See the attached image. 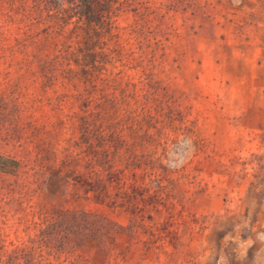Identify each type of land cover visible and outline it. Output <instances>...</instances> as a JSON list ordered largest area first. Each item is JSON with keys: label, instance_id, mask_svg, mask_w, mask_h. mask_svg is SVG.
I'll use <instances>...</instances> for the list:
<instances>
[{"label": "rangeland", "instance_id": "rangeland-1", "mask_svg": "<svg viewBox=\"0 0 264 264\" xmlns=\"http://www.w3.org/2000/svg\"><path fill=\"white\" fill-rule=\"evenodd\" d=\"M38 1L0 0V264L70 263L54 209L119 226L76 264H264V0H111L87 73ZM83 116L120 141L104 185Z\"/></svg>", "mask_w": 264, "mask_h": 264}, {"label": "trees", "instance_id": "trees-1", "mask_svg": "<svg viewBox=\"0 0 264 264\" xmlns=\"http://www.w3.org/2000/svg\"><path fill=\"white\" fill-rule=\"evenodd\" d=\"M48 1L55 10L46 11V15L55 16L59 20L57 26L60 30L63 28V21L68 22L74 19L75 22L70 29V34L76 37V46H73L71 51L73 55V62L79 66L80 70L87 73V66L91 61H95V53L92 48L96 44L95 38L92 33L101 35V28L106 27L110 30L111 24V0H70L72 2L71 11L64 8L66 0H45L44 4ZM40 4L41 1H38ZM42 9V6H41ZM66 11V12H65ZM82 127L86 132H82L79 144L85 143V150L89 157H87V166L89 167V177L86 181L89 185H101L106 181L115 180V170H113L114 163L116 162V154L118 153L119 139L116 138V133L112 127L106 130L101 122H95L93 116L91 119L87 116L81 117ZM91 132V135H87ZM118 139V140H117ZM113 146L111 150L110 147ZM134 163V162H133ZM151 166V162H148ZM19 161L13 157L0 153V170L3 172H14L18 169ZM133 172V171H132ZM136 210L135 207L132 208ZM45 226L43 231L60 236L65 240L64 248L65 253L69 254V264H76L79 259V248L86 244L90 239H97L102 247L107 240H113V235L118 232L119 226L106 218H97L92 213L87 211H68V210H53L46 215L44 219ZM131 222L135 223L136 220L131 218ZM47 240L48 238H46ZM73 251V252H72ZM64 252V251H63ZM75 253V256L74 254Z\"/></svg>", "mask_w": 264, "mask_h": 264}]
</instances>
